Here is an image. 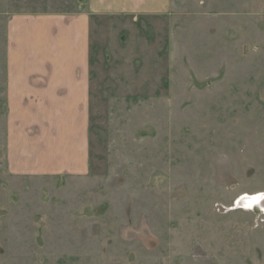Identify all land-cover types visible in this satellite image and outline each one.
<instances>
[{"label":"rangeland","instance_id":"obj_1","mask_svg":"<svg viewBox=\"0 0 264 264\" xmlns=\"http://www.w3.org/2000/svg\"><path fill=\"white\" fill-rule=\"evenodd\" d=\"M77 6L0 0V77L10 14ZM173 10L94 18L85 174L10 171L0 100V264H264V0Z\"/></svg>","mask_w":264,"mask_h":264},{"label":"crops","instance_id":"obj_2","mask_svg":"<svg viewBox=\"0 0 264 264\" xmlns=\"http://www.w3.org/2000/svg\"><path fill=\"white\" fill-rule=\"evenodd\" d=\"M174 4L175 0H84L83 7L71 11L10 14L0 77L4 160L10 171L20 175L88 171L94 18L171 14Z\"/></svg>","mask_w":264,"mask_h":264},{"label":"bare ground","instance_id":"obj_3","mask_svg":"<svg viewBox=\"0 0 264 264\" xmlns=\"http://www.w3.org/2000/svg\"><path fill=\"white\" fill-rule=\"evenodd\" d=\"M264 197L263 196H254L251 198H247V204L253 208H264Z\"/></svg>","mask_w":264,"mask_h":264}]
</instances>
